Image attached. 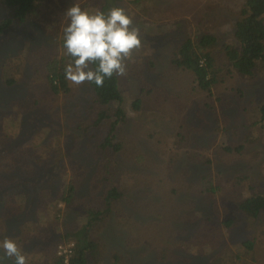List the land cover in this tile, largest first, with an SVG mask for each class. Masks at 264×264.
<instances>
[{"label": "rangeland", "instance_id": "374dc122", "mask_svg": "<svg viewBox=\"0 0 264 264\" xmlns=\"http://www.w3.org/2000/svg\"><path fill=\"white\" fill-rule=\"evenodd\" d=\"M131 1L117 0L116 3L132 18L130 27L139 29L141 47L133 50L131 57L125 59V74L119 75L120 87L125 96L121 106L127 110V121L120 124L119 131L130 142L131 150L112 154L120 162L115 178L119 179L117 184L125 194L117 204L121 210L114 214L111 222H121L123 233L129 237L127 245L132 250L128 252L131 261L143 249V264H200L197 258L192 259L188 255V252L194 254L191 250L180 251L181 248L187 249L183 244L176 248L181 238L189 236L185 224L193 216L199 224L204 226L207 223L210 227L212 237L210 248L206 249L211 250L212 254H223L228 249L235 251L237 243L250 239L255 240L251 246L255 254L245 255L243 247L239 251L243 259L235 264H264V228L257 230L261 220L254 223L234 212L238 199L235 195L244 186L247 185L249 192H254L256 186L264 188V145L255 134L257 127H252L256 108L264 95V72L256 69L252 76H248L223 69L221 73L224 79L214 89V95H211L191 88L189 71L176 68L171 63L174 46L189 32H196L202 21H208L211 30L221 34V41L228 39L231 35L226 34L225 30L233 22L234 3L238 4V1ZM84 3L89 6L94 4L91 1L81 4ZM56 4L67 6L66 0H52V5ZM171 18L176 19L173 24L169 22ZM16 27L15 44L1 45L3 48L0 49V112L3 114L0 128L17 130L22 119L29 122L33 118L31 115L20 118L21 112L33 111V116H40V128H35L33 132L43 131L46 134L45 141H48L54 128L56 131L68 129L69 132L62 136L60 148L51 144L44 151L40 164L56 162L58 170L67 167L70 162L76 166L83 165L88 170L98 164L107 165L104 156H99L101 152L93 150L97 148L96 143L85 138L84 134H88V130L78 128L80 124H86V116L82 115L86 113L83 112L84 104L91 98L90 87L86 82L79 86L71 83L72 88L67 93L48 95L45 92L48 97L39 93L38 103L41 105H34L32 95L28 93L30 86L34 85L35 78L44 75V66L56 47L49 44L48 30L37 21L31 20L23 27L19 24ZM60 36L59 50L64 46V34ZM218 61L222 68L226 66L220 58ZM139 65L140 71L136 73ZM2 70L10 76L2 73ZM6 76L15 81L7 83ZM142 87H153L154 91L147 96L146 92H142ZM141 96L145 101L143 106L137 111L131 110L129 103ZM55 132L53 134H58ZM29 133L32 135V132ZM44 140L39 143H45ZM31 142L26 138L20 144L25 146ZM55 144L60 145V141ZM239 144H243L239 151L224 148L226 145L233 147ZM67 146L69 150L65 151ZM35 147L32 145L29 148L32 150ZM256 148L260 152L255 156ZM44 167L37 169L40 170L38 173L44 172ZM80 176L82 190L76 191L78 199L72 201L75 211L79 207L84 211L89 205L101 208V195L107 186L101 181L95 188H88L85 184L87 177L83 174ZM243 176L244 181L238 186L236 179ZM51 183V200L44 206L46 208L60 201L53 198L55 194L58 195V185L55 181ZM211 184L214 188H211ZM61 208L65 209L62 202ZM71 212L74 220H77V213ZM62 215L57 222L59 224L64 223L65 219L67 221L70 212ZM232 215L235 220L226 230L223 220ZM213 217L215 223L210 222ZM2 231L5 236L3 239ZM18 235L25 237L18 229L7 230L5 220L1 219L0 243L5 238L14 239ZM166 238L172 244V250L165 252L158 241ZM18 246L23 249L25 241ZM0 252L4 253L3 248H0ZM102 260V264H121L105 258ZM203 262L215 264L211 255ZM122 264H126V261Z\"/></svg>", "mask_w": 264, "mask_h": 264}, {"label": "trees", "instance_id": "16d2710c", "mask_svg": "<svg viewBox=\"0 0 264 264\" xmlns=\"http://www.w3.org/2000/svg\"><path fill=\"white\" fill-rule=\"evenodd\" d=\"M86 1L94 2V4L92 6L87 3L81 4ZM237 1L239 5L234 3L233 22L225 30L226 34L231 35L228 39L221 41V34L216 30L212 31L211 24L205 20L196 32L193 34L189 32L178 45L174 46L171 63L176 68L189 71L191 88L214 95V89H217L224 79V74L221 73L223 69L248 76H252L256 69L264 72V0ZM66 2L67 6L60 4L53 6L52 0H0V46L15 44L16 26L19 24L23 27L31 20H35L48 30L49 44L56 47L44 66L46 70L44 75L35 78L34 85L30 86L28 93L32 95L34 105L39 102V93L48 97L45 92L48 95H57L67 93L72 88L71 82L65 78V66L72 62L73 58L66 53L64 46L60 50L58 48V44L61 43L59 37L64 34L63 30L68 21L66 15H61L66 13V9L74 3L69 0ZM75 3L84 10L89 12L101 10L105 15L111 8L117 7V0H79ZM174 20L176 19L171 18L169 22L173 24ZM219 58L226 64L223 68L220 66ZM97 66V63L89 65L92 70H96ZM139 68L140 65L136 73L140 71ZM2 73L10 76L4 70ZM9 76H6L5 80L11 84L15 80ZM85 82L91 89V98L83 107V112L86 113L82 116H86L84 119L86 124H80L78 128L88 130V134H84L85 138L96 143L97 148L93 150L101 152L99 156H104L108 161L107 165L98 164L97 167L93 166L92 170H88L89 168L83 165L76 166L74 162H70V165L58 170L56 162L48 163V165L40 164L44 151H47L51 144L57 149L60 148L63 143L62 136L69 132L68 129L56 131L54 128L48 136V141H45L46 134L43 131L33 132L35 128H40V116H33V111L21 112L20 118L29 115L33 118L29 119L31 120L29 122H24L22 119L20 128L18 127L17 130L0 128V153L10 151L8 155L0 154V221L5 220L7 230L18 229L24 233L25 237L18 235L14 237V240L18 244L25 241L22 254L26 258V264H64L63 256L57 254L56 246L70 241L74 242V246L68 258V264H102V258L121 264L123 261H126V264H143L142 259L145 258L144 250L140 249L136 259L131 261L132 257H129L128 252L132 250L127 245L129 237L123 233L121 222H111L114 214L121 210L117 204L125 194L117 184L119 179L115 178L120 162L112 154L131 150L130 142L126 141V136H122L119 131L120 124L127 121V110L121 106L125 96L120 87V76L113 74L111 78L105 77L102 86H97L94 82ZM19 87L24 89L22 86ZM35 87L36 91H34ZM153 91V87L146 89L142 87V92H146L147 96ZM144 102L142 96L134 98L129 103L130 109L137 111ZM40 105L41 103H38L37 106ZM2 116L0 112V117ZM252 121V127H257L255 134L260 138L263 146L264 95ZM46 125L49 126V124ZM55 131L58 134H53ZM29 132H32V135ZM26 138L27 141L32 142L21 146L20 141ZM43 140L45 143H39ZM57 141H60V145L55 144ZM32 145L36 147L31 150L29 147ZM242 145L233 147L226 145L224 148L229 151H239ZM125 146H127L126 149ZM67 150L69 146L65 148V151ZM259 152L256 148L254 155H258ZM1 155L6 157L2 158ZM22 155L27 156L22 157ZM42 166H45L44 172L38 173L40 170L37 169ZM81 174L87 177L85 184L88 188H95L97 184H101V181L107 186L101 195V208L89 205V208L84 211L80 207L78 211H75L72 201L75 198L78 199L75 195L76 191L82 190L80 188L83 183ZM243 179L244 176L237 178L236 184L240 186L239 183L243 182ZM53 181L58 185V195L55 194L53 198L64 203L65 209L58 206L57 201L50 208L44 207L51 200L49 195ZM211 188H214L212 184ZM235 196L238 199L236 198L234 212L254 223L261 220L257 230L264 228V188L260 189L256 186L254 192H249L246 185ZM71 210L77 213V220H74ZM69 212L67 221L65 219L64 223H57L63 217L62 213ZM190 218H192L190 222L185 224L189 236L180 237L182 241L180 245H176V248H180L183 244L187 249L181 248L180 251L191 250L194 254L188 252V255L192 259L197 258L200 264H204V259L209 255L212 256L215 264H235L239 259H243V255L239 252L243 247L245 249L242 251L245 255L255 254L251 247L255 240L250 239H243L237 243L235 251L228 249L223 254L222 252L212 254L211 250L206 249L212 237L210 227L207 223L204 226L199 224L193 216ZM214 218L210 222L215 223ZM234 220L233 215L224 219V228L228 230ZM1 237L2 239L5 237L4 231L1 232ZM258 240L260 241L259 237ZM158 242L161 243L162 251L172 250V244L169 243L168 238ZM196 243H198L197 247L194 246ZM14 259L0 252V264H14Z\"/></svg>", "mask_w": 264, "mask_h": 264}, {"label": "clouds", "instance_id": "9594fccd", "mask_svg": "<svg viewBox=\"0 0 264 264\" xmlns=\"http://www.w3.org/2000/svg\"><path fill=\"white\" fill-rule=\"evenodd\" d=\"M65 15L68 21L63 30V43L66 53L73 58L65 66V78L77 86L85 81L102 86L105 77L124 75L125 59L141 47L139 29L130 27L133 21L124 9L115 7L105 15L101 10H84L74 2ZM92 63L98 64L96 70L89 67ZM0 248L4 256L15 258L14 264H26L22 249L14 239L5 238Z\"/></svg>", "mask_w": 264, "mask_h": 264}, {"label": "built area", "instance_id": "2783aa9c", "mask_svg": "<svg viewBox=\"0 0 264 264\" xmlns=\"http://www.w3.org/2000/svg\"><path fill=\"white\" fill-rule=\"evenodd\" d=\"M59 204H61V201H59ZM74 246V242H68V243H59L58 244V250L57 253L59 255L63 256L64 264H68V258L70 254L72 253V249Z\"/></svg>", "mask_w": 264, "mask_h": 264}]
</instances>
